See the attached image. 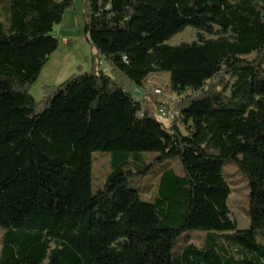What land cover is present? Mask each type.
Returning <instances> with one entry per match:
<instances>
[{"label":"trees","instance_id":"1","mask_svg":"<svg viewBox=\"0 0 264 264\" xmlns=\"http://www.w3.org/2000/svg\"><path fill=\"white\" fill-rule=\"evenodd\" d=\"M10 5L9 28L0 25V264H264V0H87L98 61L46 87L41 103L29 91L74 0ZM188 28L197 41L167 44ZM159 73L181 96L170 128L155 118L159 96L133 97ZM96 152L112 153L113 171L93 195ZM144 153L183 171L162 173L154 203L124 170ZM230 160L250 183L247 230L230 217ZM192 231L206 233L204 246L175 253Z\"/></svg>","mask_w":264,"mask_h":264},{"label":"rangeland","instance_id":"2","mask_svg":"<svg viewBox=\"0 0 264 264\" xmlns=\"http://www.w3.org/2000/svg\"><path fill=\"white\" fill-rule=\"evenodd\" d=\"M10 7V0H0V25L6 28L10 26ZM87 12V0H74L73 8L67 10L61 23L54 27L53 33L59 40V48L51 55L39 79L31 86L29 91L37 103L44 101L46 87L63 84L74 74H77L80 68H83L84 72H89L92 68V59L96 58L97 51L87 40L84 33ZM199 34L200 32L197 30L188 28L168 41L167 44L178 46L184 43H192L198 40ZM202 36L204 39L214 38L206 34H202ZM64 40H67V42H64ZM99 65L106 70V73L111 74V69L104 60ZM169 81V73H159L151 75L145 84L148 91L155 89H162L163 91V95L158 97V101L171 112L173 119L160 117L157 114L159 107L154 108V113L155 118L163 123L166 128L171 127L176 117L172 102H177L181 98L180 95L171 91ZM188 94H191V90H187L182 96ZM133 97L137 101H143L145 97H147L146 100H149L150 97H153V94L143 96L140 93H135L133 89ZM178 126L183 132H187L186 127L181 123ZM112 157L111 152H96L93 154L91 183L93 195L104 187L107 178L112 173ZM142 157L144 164L136 162L135 157H130L124 170L136 175L129 178L130 189L138 192L143 201L154 203V200L158 197L159 181L162 173L172 168L179 175H183L182 167L178 159L159 163L156 161L158 155L155 153H144ZM145 168L148 169L147 174L137 175ZM223 176L231 189L228 201L231 219L236 222L238 230L250 229V183L248 178L238 171L232 160L224 163ZM4 233L5 231L0 228V253ZM205 235V232L199 231L187 233L176 246L175 253H181L188 244H195L202 248L205 243ZM257 241L264 245V231L257 233Z\"/></svg>","mask_w":264,"mask_h":264},{"label":"built area","instance_id":"3","mask_svg":"<svg viewBox=\"0 0 264 264\" xmlns=\"http://www.w3.org/2000/svg\"><path fill=\"white\" fill-rule=\"evenodd\" d=\"M64 42H67V40H64ZM104 70V68H103ZM104 72H106V70H104ZM150 91V92H149ZM144 90V89H141V88H135L134 89V92L135 93H140L142 94L143 96H146L147 94H153L155 96H162L163 95V91L162 89H155V90ZM157 114L162 117V118H165V119H173V116L171 115V112L165 108L164 106H161L157 109Z\"/></svg>","mask_w":264,"mask_h":264},{"label":"crops","instance_id":"4","mask_svg":"<svg viewBox=\"0 0 264 264\" xmlns=\"http://www.w3.org/2000/svg\"><path fill=\"white\" fill-rule=\"evenodd\" d=\"M95 56H96V58H95V59H96V62H97V61H98V58H99V56H98L97 54H96ZM95 65H96V64H95ZM91 69H92V68H90V70H91ZM83 70H84V69H83Z\"/></svg>","mask_w":264,"mask_h":264}]
</instances>
